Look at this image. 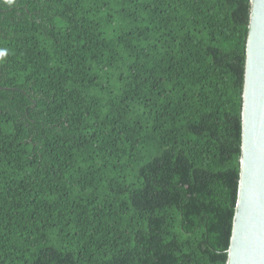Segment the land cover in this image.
Wrapping results in <instances>:
<instances>
[{
	"label": "trees",
	"instance_id": "trees-1",
	"mask_svg": "<svg viewBox=\"0 0 264 264\" xmlns=\"http://www.w3.org/2000/svg\"><path fill=\"white\" fill-rule=\"evenodd\" d=\"M250 0H0V264H226Z\"/></svg>",
	"mask_w": 264,
	"mask_h": 264
},
{
	"label": "water",
	"instance_id": "water-1",
	"mask_svg": "<svg viewBox=\"0 0 264 264\" xmlns=\"http://www.w3.org/2000/svg\"><path fill=\"white\" fill-rule=\"evenodd\" d=\"M241 171L226 264H264V0H250Z\"/></svg>",
	"mask_w": 264,
	"mask_h": 264
},
{
	"label": "clouds",
	"instance_id": "clouds-1",
	"mask_svg": "<svg viewBox=\"0 0 264 264\" xmlns=\"http://www.w3.org/2000/svg\"><path fill=\"white\" fill-rule=\"evenodd\" d=\"M9 2H11V0H9Z\"/></svg>",
	"mask_w": 264,
	"mask_h": 264
}]
</instances>
